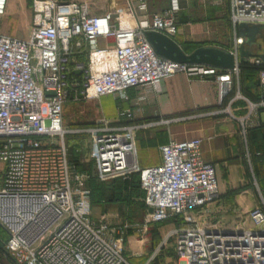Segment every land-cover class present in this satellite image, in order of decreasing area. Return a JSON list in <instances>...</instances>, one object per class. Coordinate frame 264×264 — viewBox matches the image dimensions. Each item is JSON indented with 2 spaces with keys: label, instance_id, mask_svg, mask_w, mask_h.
Instances as JSON below:
<instances>
[{
  "label": "built area",
  "instance_id": "2783aa9c",
  "mask_svg": "<svg viewBox=\"0 0 264 264\" xmlns=\"http://www.w3.org/2000/svg\"><path fill=\"white\" fill-rule=\"evenodd\" d=\"M179 1L169 0L162 13L143 19L146 0H126L128 12L101 15L91 14L86 2L32 0L28 38L0 32V230L6 236L3 253L14 264H131L121 241L112 237L122 236L124 227L111 230L104 219L98 224L90 219L85 176L69 161L63 108L123 97L130 88L155 90L179 73L216 75L213 68L157 56L144 38L143 31L177 34ZM6 6L7 0H0V23ZM230 6L234 27L264 28V0H230ZM100 39L114 44L99 47ZM234 43L237 54L243 39ZM246 62L257 68L261 91V100L249 103L253 112L264 108V60L252 56ZM242 63L237 60L216 80L230 85ZM226 93L222 90L221 97ZM125 117L131 119L132 113ZM161 123L120 128L103 123L89 130L98 180L138 175L146 223L176 224L169 236L181 264H264V203L248 212L249 229L200 225L197 214L218 195L215 168L202 159L200 139L170 140L160 147V165L139 167L136 133Z\"/></svg>",
  "mask_w": 264,
  "mask_h": 264
},
{
  "label": "crops",
  "instance_id": "0c3cea01",
  "mask_svg": "<svg viewBox=\"0 0 264 264\" xmlns=\"http://www.w3.org/2000/svg\"><path fill=\"white\" fill-rule=\"evenodd\" d=\"M146 3L147 13L143 19L160 14L169 6V0H146ZM178 6L175 14L177 34L171 39L185 54L201 47H216L229 51L234 56V64L237 60L246 62L255 56L251 49L244 47L249 56L243 61L240 48L234 54L235 46L229 48L218 42L220 35L229 36L233 43L240 37L238 26L234 27L229 21L230 0H180ZM213 40L215 43L210 42ZM98 44L102 48L112 47L114 41L100 39ZM263 55L264 52L260 56ZM201 67L215 69L216 75L188 76L179 73L161 80L155 90H126L121 111L125 123L112 127L163 122L136 133L137 161L142 169L161 164L160 147L170 140L200 139L202 159L215 168L218 185L217 198L197 214L200 225L222 231L249 229L248 212L264 203V108L253 112L248 108L249 103L261 100L257 74L253 68L240 67L237 75H231L230 85H225L220 84L216 77L226 75L230 70ZM225 89L227 93L221 97V91ZM135 101H138L136 108ZM126 112L132 113L131 119L125 117ZM247 133L248 140L245 138ZM71 164L81 173L89 170L86 165ZM252 166L254 172L250 170ZM117 181L111 183L116 185ZM123 181L130 184L137 182L139 186L137 174ZM143 197L142 192L138 199L147 213ZM131 211L135 212L134 206H131ZM101 219L95 223L98 224ZM105 222L111 230L120 228ZM160 224L170 227L169 234L176 227L171 220L153 225ZM122 236L114 234L112 237L122 241Z\"/></svg>",
  "mask_w": 264,
  "mask_h": 264
},
{
  "label": "rangeland",
  "instance_id": "374dc122",
  "mask_svg": "<svg viewBox=\"0 0 264 264\" xmlns=\"http://www.w3.org/2000/svg\"><path fill=\"white\" fill-rule=\"evenodd\" d=\"M59 1L86 2L93 15L118 10L124 14L129 11L126 0ZM13 5L14 7H12ZM31 7L32 0H7L6 11L0 23V32L27 39L29 26L32 22ZM132 26H134L133 22ZM210 42L215 43V40ZM218 42L229 48H233L235 45L229 36L220 35ZM250 48L255 56L263 54L264 28H261L255 44L251 45ZM125 98L124 96L111 95L64 105L63 124L64 129L68 131L65 136V144L68 146L69 159L79 165L88 166L87 169L90 171L84 172L83 175L85 176L86 187L90 191L92 203L90 219L97 223L103 217L113 226L124 227L121 243L131 264H181L173 249V239L169 236L170 227L146 223L147 214L138 199L142 192L137 182L130 184L128 181L119 178L117 179L119 183L114 185L111 183L113 180L101 182L96 176L95 165L89 155L91 135L88 131L101 127L103 123H107L110 127L124 124L125 119L121 111ZM137 105L138 101H135V108ZM248 136L247 133L245 138H249ZM252 169L254 172V167L250 170ZM2 170H4V165L0 163V171ZM252 172L251 175L253 176ZM251 182H254L253 177H251ZM131 206L135 207V212L131 211ZM212 228L216 229L215 227ZM4 240L5 237L0 231V264H14L3 253Z\"/></svg>",
  "mask_w": 264,
  "mask_h": 264
},
{
  "label": "water",
  "instance_id": "95a60500",
  "mask_svg": "<svg viewBox=\"0 0 264 264\" xmlns=\"http://www.w3.org/2000/svg\"><path fill=\"white\" fill-rule=\"evenodd\" d=\"M238 31L243 39L241 45V60H245L249 56L244 51V47L251 49V45L255 44L256 37L260 34L261 27L239 25ZM143 36L152 47L155 54L166 60L186 64L190 66H210L224 70H232L235 67L234 56L226 50L216 47H201L194 50L190 54L185 52L169 37L153 31H143ZM264 60V55L261 56ZM79 73V72H78ZM48 95H53L49 93ZM151 212V210H149Z\"/></svg>",
  "mask_w": 264,
  "mask_h": 264
},
{
  "label": "trees",
  "instance_id": "16d2710c",
  "mask_svg": "<svg viewBox=\"0 0 264 264\" xmlns=\"http://www.w3.org/2000/svg\"><path fill=\"white\" fill-rule=\"evenodd\" d=\"M244 66H247V67H250V68L255 69L256 74H257V68H255V67L249 65L247 62H243V63L240 65V67H244ZM256 82H257V80H256ZM257 85H258V83H257ZM69 161L72 162L70 159H69ZM72 163H74V162H72ZM74 164H76V163H74ZM0 231H1V230H0ZM1 232H2V231H1ZM2 234H3V233H2ZM3 235H4V234H3ZM4 237H5V239H6V236H5V235H4Z\"/></svg>",
  "mask_w": 264,
  "mask_h": 264
},
{
  "label": "bare ground",
  "instance_id": "6f19581e",
  "mask_svg": "<svg viewBox=\"0 0 264 264\" xmlns=\"http://www.w3.org/2000/svg\"><path fill=\"white\" fill-rule=\"evenodd\" d=\"M118 13L123 14L122 11H120V10H118ZM132 22H133V20H131V19L122 18V23L125 24V25L131 26Z\"/></svg>",
  "mask_w": 264,
  "mask_h": 264
}]
</instances>
